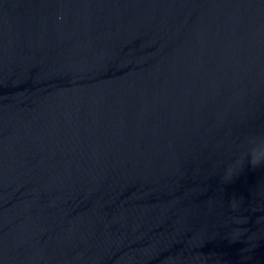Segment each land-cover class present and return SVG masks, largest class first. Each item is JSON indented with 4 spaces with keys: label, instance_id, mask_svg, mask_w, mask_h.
Here are the masks:
<instances>
[{
    "label": "water",
    "instance_id": "95a60500",
    "mask_svg": "<svg viewBox=\"0 0 264 264\" xmlns=\"http://www.w3.org/2000/svg\"><path fill=\"white\" fill-rule=\"evenodd\" d=\"M264 0H0V264H264Z\"/></svg>",
    "mask_w": 264,
    "mask_h": 264
},
{
    "label": "clouds",
    "instance_id": "9594fccd",
    "mask_svg": "<svg viewBox=\"0 0 264 264\" xmlns=\"http://www.w3.org/2000/svg\"><path fill=\"white\" fill-rule=\"evenodd\" d=\"M250 163L253 167H257V166H260L264 162L260 161L258 158L251 155Z\"/></svg>",
    "mask_w": 264,
    "mask_h": 264
}]
</instances>
